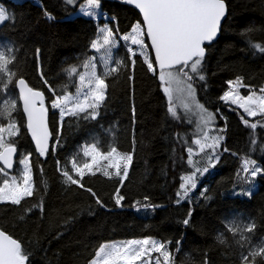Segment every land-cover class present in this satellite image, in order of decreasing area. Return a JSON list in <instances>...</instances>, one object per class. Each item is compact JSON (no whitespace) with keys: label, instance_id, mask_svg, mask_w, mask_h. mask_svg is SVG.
Here are the masks:
<instances>
[{"label":"trees","instance_id":"trees-1","mask_svg":"<svg viewBox=\"0 0 264 264\" xmlns=\"http://www.w3.org/2000/svg\"><path fill=\"white\" fill-rule=\"evenodd\" d=\"M38 1L40 4L31 0H0L10 17L0 25V47H11L17 55L16 67L9 65L17 76L13 77V83H8L7 89L4 88L7 77L0 73V111L5 109L7 98L8 102L9 98L16 100L17 111L12 112V117L18 124H23L14 87V80L23 75L30 86L45 92L52 130L59 117L58 113L53 115L50 93L42 85L38 65L49 84L57 88V94H62L65 86L69 93H74L77 78L75 74L68 77L62 69L78 65L77 58L83 59L85 54L93 56L89 42L101 25L108 22L114 31L118 29V34L123 35L130 31L132 23L141 20V16L121 0H101V12L103 16H109L108 21H96L82 15L72 17L79 12L80 2ZM225 2L228 15L219 39L208 48L204 61L207 87L205 82L194 86L200 102L216 113L221 128L226 124L223 146L229 151L222 153L217 165L197 181V188L189 194L191 202L182 200L177 204L180 177L192 170L186 163L184 141L187 146H194V127L181 111L176 110L179 119L167 113L168 104L159 81L147 71L137 53L133 57L136 59L134 66L128 61L129 68L106 79V102L96 121L65 119L61 129L62 142L54 153L50 151L42 159L35 152L29 135L10 138L16 140L18 150L15 167L21 152L33 153L36 193L19 206L0 203V228L23 243L30 253L31 264H88L100 243L144 236L171 242L168 245L172 253L171 264H202L205 258L209 264H240L239 237H234L225 227L233 219L241 224L255 222L256 228L250 237L252 244L259 245L264 239V177L256 178L250 197L233 194L241 189L249 190V185L236 175L242 157L248 156L264 167V125L250 129L240 120L241 115L246 116L244 112L219 100L227 90L226 81L237 75L253 89L264 84V53L250 49L238 35L242 29L251 27L258 30L254 32L253 41L264 45V0ZM45 13L51 18L48 19ZM36 49L40 50L38 56ZM115 56L127 59L124 43L116 49ZM77 71H83V68L78 67ZM129 75L133 77L131 81L127 78ZM239 91L248 94L246 88ZM257 120L261 121V118L249 121ZM3 121L8 123L6 116H0V122ZM21 133H24L23 127ZM177 134H180L179 139ZM97 141L102 152L107 151L109 145L120 153L133 151V162L123 185L118 183L119 178L114 173L105 176L104 167L83 178L85 188H92L103 207L97 206L94 198L83 189L65 184L56 165L59 160L62 168L70 170L69 160L77 146ZM198 158L203 167V154L202 157L196 155L195 161ZM117 187L126 197L122 207H117L113 199ZM205 187L210 199L200 196ZM145 196L149 197L147 203L159 207L146 212L142 207ZM38 203H42V209L32 207ZM189 208L192 210L190 225L185 226L181 221ZM218 234H222L224 243L217 240ZM178 240L180 246L177 249ZM256 264H260V257L256 258Z\"/></svg>","mask_w":264,"mask_h":264},{"label":"snow or ice","instance_id":"snow-or-ice-1","mask_svg":"<svg viewBox=\"0 0 264 264\" xmlns=\"http://www.w3.org/2000/svg\"><path fill=\"white\" fill-rule=\"evenodd\" d=\"M66 2L71 4L73 0H66ZM123 2L138 9L142 20L132 23L130 31L123 35H119L118 29L114 31L108 24L97 29L95 38L89 42V48L99 54L102 71H97L96 56L86 54L83 59L77 58L78 65H69L62 69L68 77L75 74L77 79L74 93H69L65 86L62 94H57V88L49 84L38 65L39 78L45 90L50 93L49 101L51 109L54 110L53 115L58 113L59 117L57 126L52 130L49 129L48 124L49 107L46 104L45 92L30 86L23 75H19L14 80V87L19 90L17 99L22 103L24 121L20 125L12 117V112L17 111L16 100H11L4 110L0 111V116H6L8 119L7 124L0 123V164H2L0 174L6 177L0 183V203L19 206L22 201L34 197L36 193L31 151L26 154L20 153L18 163L22 165V168L18 170V175L9 176L8 174V170L13 169L14 156L17 153L16 140L10 138L18 139L22 134L29 135L39 157H46L50 151L54 153L62 142L61 129L66 118L68 120L83 119L86 122L97 120L101 106L106 102L108 88L106 79L129 68L128 61L134 66L136 59L133 57L137 56V50H139L138 58H142L147 71L159 81V87L167 100V113L174 119H179L174 106V100L178 98L186 113L195 109L198 116L196 138L192 141L196 146L195 150L187 146V142L184 141L187 153L186 163L192 170L180 177L176 203L179 204L182 200H188L190 203L189 194L197 188V181L217 165L222 153L229 151L223 146L226 124L224 128L215 127L216 113L208 111L199 103L194 86L206 80L204 75L206 52L221 33L222 21L227 13L225 0H123ZM100 3L101 0H86V6H82L86 7L85 15L95 17ZM45 16H48V13H45ZM8 19H10L8 13L0 8V22ZM255 31L258 30L248 27L242 29L238 35L250 49L264 53V45L253 41ZM121 41L125 42L127 59L117 58L114 55L113 50L120 46ZM148 49H151L154 56L150 57ZM39 51L36 49L37 56ZM15 61H17L16 50L11 47H0V73L7 77L5 89L8 83H13V77L17 76V73L9 68V65L16 67ZM78 67H82L83 71L78 72ZM127 78L129 81L133 79L131 75ZM226 84L227 90L223 91L219 100L242 109L248 117L260 116L261 120H264V84L258 89H253L245 84L243 77L239 75L227 80ZM204 86L207 87L206 82ZM242 87L248 89V94L245 96L240 95L239 90ZM132 113L134 117V107ZM240 120L250 129H256L261 123L260 120L250 123L243 115L240 116ZM21 127L24 128V133H21ZM213 131L215 134H210ZM177 138H180V134H177ZM52 140L55 143H50ZM252 143L254 144L255 141L253 140ZM134 145L133 139V148ZM201 153L204 166L198 167L197 164L200 161H194L193 156ZM81 155L86 158L85 162H78L77 158ZM101 161H107V167L113 170L109 172L105 169L104 175L110 177L114 173L119 178L118 183L123 185L133 162V151L120 153L116 147L109 145L108 150L102 152L98 147V141L83 143L77 146L76 152L69 160L70 170L66 167L62 168L59 160L56 161V165L65 184L83 189L94 198L97 206L103 207L92 188H85L82 183L85 175H94L101 170ZM236 175L249 185V190L241 189L239 193L233 194L250 197L256 178L264 177V167H261L256 160L245 156L240 160V168L237 169ZM206 192V187L201 189L200 196L210 199ZM113 199L117 207L123 206L122 202L126 197L121 194L120 187L115 189ZM143 199L145 203L142 207L146 212L154 211L156 207H159L147 203L149 197L145 196ZM32 207L42 209V203L34 204ZM191 215L192 210L189 208L181 223L189 226ZM225 227L234 237H239L237 244L242 249L239 253L240 264H256L257 257H260V264H264V239L259 245L252 244L250 239L256 228L255 222L241 224L233 219L226 223ZM217 240L224 243L222 234L217 235ZM170 243L167 240H156L151 236L122 242H103L95 249V255L88 264H149L154 253L157 254L154 264H171L172 253L168 250ZM179 246L178 240L176 241L177 249ZM245 251L247 254H244ZM29 255L30 253L20 240L13 238L7 231L0 228V264H31ZM202 264H209V262L205 258Z\"/></svg>","mask_w":264,"mask_h":264},{"label":"rangeland","instance_id":"rangeland-1","mask_svg":"<svg viewBox=\"0 0 264 264\" xmlns=\"http://www.w3.org/2000/svg\"><path fill=\"white\" fill-rule=\"evenodd\" d=\"M14 1H17V2H23V1H25V0H14ZM31 1H33V2H35V3H37V4H40V2L38 1V0H31ZM78 2H80V9H79V14L80 15H82V16H85V17H91V16H87V15H85V11H86V7H82V6H86V0H73V3H71V4H74V3H78ZM0 8H3L5 11H6V8L4 7V5H2L1 3H0ZM96 12H97V14H96V16L95 17H91V18H93V19H95L96 21H98V20H100V19H105V20H107L108 21V17L109 16H103L102 15V12H101V8L99 7V9H97L96 10ZM6 13H8L7 11H6ZM9 15V14H8ZM6 21V20H5ZM5 21H3V22H0V25H2ZM106 24H108L109 25V27H111L110 26V24L107 22ZM104 25H101L99 28H102ZM122 43H124V45H125V42L124 41H121ZM121 42H120V44H121ZM130 43V42H129ZM146 43H148L147 41H146ZM117 49V48H116ZM116 49H114L113 51H114V55H115V52H116ZM148 52H149V55H150V57L152 56V53H151V50L150 49H148ZM137 53H139V50H137ZM93 56H96V58H97V71L99 72V71H102V65L100 64V62H99V54L98 53H96L95 51H94V53H93ZM240 92V91H239ZM240 95L241 96H245L244 94H241V92H240ZM196 99L199 101V103L200 104H202L201 102H200V100L198 99V97H197V95H196ZM12 99H10L9 98V102L11 101ZM5 102H7V104L9 103L8 102V98L5 100ZM225 103H227V102H225ZM230 106H232L233 108H236V106L235 105H231L230 103H228ZM203 105V104H202ZM174 106H175V109L176 110H179V111H181V113L185 116V118L188 120V122L189 123H191L192 125H193V127H194V132H193V135H194V137L196 138V133H197V122H198V116H197V113H196V110L195 109H193L192 111H190V112H185L184 111V109H183V107L181 106V101H180V99H175L174 100ZM205 107V106H204ZM208 111H210V112H213V111H211V110H209L207 107H205ZM242 112H243V110L242 109H240ZM213 113H215V112H213ZM245 115H246V113H244ZM260 116H257V117H248L247 115L245 116V118L246 119H253V118H259ZM256 122V121H255ZM254 122V123H255ZM0 123H3V124H7V122H0ZM260 124H262V125H264V120H261V123ZM259 125V124H258ZM215 127L216 128H221V126L219 125V120H218V118H217V115H216V119H215ZM210 134H215V132L213 131L212 133H210ZM193 148H194V150H195V148H196V146L194 145L193 146ZM196 155H199V154H196ZM196 155H194L193 156V160L195 161L196 160ZM201 157H202V153H201ZM201 159L200 158H198V160L197 161H200ZM86 161V158H84L82 155L81 156H79V160H78V162H85ZM100 164H101V167H104V168H106L108 171H113L111 168H108L107 167V165H108V162L107 161H101L100 162ZM1 166V165H0ZM197 166L198 167H201V163H199V164H197ZM22 168V165H19V163L17 164V167H15L12 171H8V174H9V176H14V175H18V170L19 169H21ZM4 178H6L3 174H0V183H2V181H3V179ZM126 241V240H125ZM116 242H122L121 240H117ZM169 250V249H168ZM170 251V250H169ZM157 254H153V258L152 259H150L149 260V264H154V258H155V256H156Z\"/></svg>","mask_w":264,"mask_h":264},{"label":"water","instance_id":"water-1","mask_svg":"<svg viewBox=\"0 0 264 264\" xmlns=\"http://www.w3.org/2000/svg\"><path fill=\"white\" fill-rule=\"evenodd\" d=\"M121 2L123 3V4H125V5H127L126 3H124L123 2V0H121ZM128 6H130V5H128ZM226 6H227V3H226ZM130 7H132V8H134L138 13H139V10L138 9H136L134 6H130ZM80 14L79 13H76L75 15H73L72 17H76V16H79ZM140 15V14H139ZM227 15H228V7H227V13H226V17H227ZM141 16V20H142V15H140ZM226 19V18H225ZM225 19L222 21V25H223V22L225 21ZM221 34V33H220ZM220 34H219V36H218V38L216 39V41L219 39V37H220ZM215 41V42H216ZM148 42V41H147ZM148 43H150V42H148ZM213 44V43H212ZM211 44V45H212ZM151 50V49H150ZM151 53H152V51H151ZM206 55H207V52H206ZM152 56H154V53H152ZM16 90H17V93L19 92V90H18V88H16ZM19 103H20V106H21V110H22V103L19 101ZM48 124H49V112H48ZM50 129V128H49ZM30 137V136H29ZM31 139V138H30ZM50 143H51V141H50ZM32 144H33V146H34V143L32 142ZM34 148H35V146H34ZM17 156H18V150H17V153H16V155L14 156V166H13V169L15 168V165H16V163H17ZM47 157V156H46ZM46 157H41L42 159H45ZM1 166H2V164H0ZM13 169H10V170H8V171H11V170H13Z\"/></svg>","mask_w":264,"mask_h":264},{"label":"built area","instance_id":"built-area-1","mask_svg":"<svg viewBox=\"0 0 264 264\" xmlns=\"http://www.w3.org/2000/svg\"><path fill=\"white\" fill-rule=\"evenodd\" d=\"M49 17H50V16H48V19H50Z\"/></svg>","mask_w":264,"mask_h":264}]
</instances>
